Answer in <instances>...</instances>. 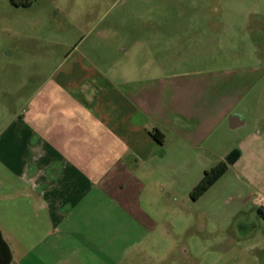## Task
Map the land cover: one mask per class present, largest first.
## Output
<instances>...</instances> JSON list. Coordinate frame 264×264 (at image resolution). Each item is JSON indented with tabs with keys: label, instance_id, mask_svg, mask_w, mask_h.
Instances as JSON below:
<instances>
[{
	"label": "crops",
	"instance_id": "obj_1",
	"mask_svg": "<svg viewBox=\"0 0 264 264\" xmlns=\"http://www.w3.org/2000/svg\"><path fill=\"white\" fill-rule=\"evenodd\" d=\"M181 64L94 63L75 46L53 66L0 131V163L15 182L4 197H14L21 229L12 237L0 224L13 260L83 264L113 256L112 244L128 229L144 237L171 184L166 177L184 161L218 165L233 151L227 170L243 180L242 202L264 218L260 64ZM22 228L30 229L28 239ZM140 242L131 239L123 249Z\"/></svg>",
	"mask_w": 264,
	"mask_h": 264
},
{
	"label": "rangeland",
	"instance_id": "obj_2",
	"mask_svg": "<svg viewBox=\"0 0 264 264\" xmlns=\"http://www.w3.org/2000/svg\"><path fill=\"white\" fill-rule=\"evenodd\" d=\"M27 1L29 6H21ZM16 2L0 0V131L75 46L94 63H182L183 69L260 64L264 72V0ZM209 161L189 159L179 173L166 177L171 184L161 206H153L144 237L137 228L128 229L125 240L112 244L115 255L86 258L83 264H264V218L251 201L242 202L246 190L236 171L228 169L191 201L203 170L216 165ZM12 174L0 163V224L14 237L21 231L12 211L15 200L4 197L13 190ZM29 230L23 229L26 238ZM130 238L141 242L123 249Z\"/></svg>",
	"mask_w": 264,
	"mask_h": 264
},
{
	"label": "trees",
	"instance_id": "obj_3",
	"mask_svg": "<svg viewBox=\"0 0 264 264\" xmlns=\"http://www.w3.org/2000/svg\"><path fill=\"white\" fill-rule=\"evenodd\" d=\"M11 4L13 6H17V2L14 0H10ZM16 4V5H15ZM21 6H27L26 3H23ZM152 137L157 142H162V135H160L157 131L152 132ZM237 151H233L226 159V162H221L218 165H216L214 168L205 171L203 173V177L201 181L192 189L190 192V199L191 201L198 200L211 186L214 185V183L220 179L224 173L227 170V164L233 163V161L236 159ZM258 213L261 215V210H258Z\"/></svg>",
	"mask_w": 264,
	"mask_h": 264
},
{
	"label": "flooded vegetation",
	"instance_id": "obj_4",
	"mask_svg": "<svg viewBox=\"0 0 264 264\" xmlns=\"http://www.w3.org/2000/svg\"><path fill=\"white\" fill-rule=\"evenodd\" d=\"M16 2V0H14ZM6 243H3V241ZM0 237V264H14L13 263V256L10 252L7 242L4 238Z\"/></svg>",
	"mask_w": 264,
	"mask_h": 264
},
{
	"label": "built area",
	"instance_id": "obj_5",
	"mask_svg": "<svg viewBox=\"0 0 264 264\" xmlns=\"http://www.w3.org/2000/svg\"><path fill=\"white\" fill-rule=\"evenodd\" d=\"M260 204L264 205V199H261Z\"/></svg>",
	"mask_w": 264,
	"mask_h": 264
},
{
	"label": "water",
	"instance_id": "obj_6",
	"mask_svg": "<svg viewBox=\"0 0 264 264\" xmlns=\"http://www.w3.org/2000/svg\"><path fill=\"white\" fill-rule=\"evenodd\" d=\"M0 237H1V239H2V235H1V232H0ZM2 241H3V239H2ZM3 243H5L4 241H3ZM6 244V243H5Z\"/></svg>",
	"mask_w": 264,
	"mask_h": 264
}]
</instances>
